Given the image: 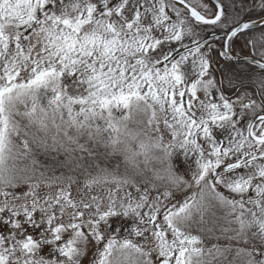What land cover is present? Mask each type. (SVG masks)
<instances>
[{
  "label": "snow or ice",
  "instance_id": "6c2138e0",
  "mask_svg": "<svg viewBox=\"0 0 264 264\" xmlns=\"http://www.w3.org/2000/svg\"><path fill=\"white\" fill-rule=\"evenodd\" d=\"M0 264H264V0H0Z\"/></svg>",
  "mask_w": 264,
  "mask_h": 264
}]
</instances>
